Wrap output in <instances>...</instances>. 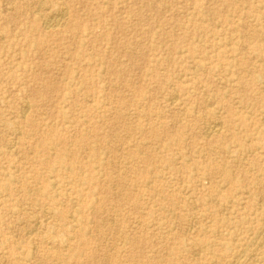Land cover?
Instances as JSON below:
<instances>
[{"label": "rangeland", "instance_id": "1", "mask_svg": "<svg viewBox=\"0 0 264 264\" xmlns=\"http://www.w3.org/2000/svg\"><path fill=\"white\" fill-rule=\"evenodd\" d=\"M263 117L264 0H0V264H264Z\"/></svg>", "mask_w": 264, "mask_h": 264}, {"label": "bare ground", "instance_id": "2", "mask_svg": "<svg viewBox=\"0 0 264 264\" xmlns=\"http://www.w3.org/2000/svg\"><path fill=\"white\" fill-rule=\"evenodd\" d=\"M105 3V2H104ZM65 5V4H64ZM40 7V6H39ZM65 7V6H64ZM64 7H61L60 9H58L57 11H56V13L55 14H53L51 17H49V19L47 20V21H45L44 22V27L45 28H47V29H51V28H53V27H55L56 25H59V23L64 19V16H65V14L66 13H68V12H66V7L64 8ZM45 9V8H44ZM67 18V17H66ZM219 27V26H218ZM44 28V29H45ZM3 37V36H2ZM170 42V41H169ZM219 79V78H218ZM203 87V86H202ZM25 107V106H24ZM28 110V109H27ZM264 118V117H263ZM248 120V119H247ZM264 120V119H263ZM221 121H219V120H217V119H213V120H210V121H208V123L205 125V135L207 136V137H212V136H216L217 134H220L221 132H222V125H221V123H220ZM204 133V132H203ZM14 146V145H13ZM196 158V157H195ZM247 160V159H246ZM192 161V160H191ZM197 161V160H196ZM226 161V160H225ZM228 164V163H227ZM188 165V164H187ZM231 165V164H230ZM198 166V165H197ZM224 166H226V165H224ZM198 169V168H197ZM179 170V169H178ZM16 171V170H15ZM179 171H181V170H179ZM219 171H220V173L221 174H225V170L224 169H222V168H220L219 169ZM11 176V175H10ZM219 180V179H218ZM153 182V181H152ZM218 182V181H217ZM256 183H254V185H255ZM127 185V184H126ZM183 185V184H182ZM221 187V186H220ZM219 187V188H220ZM38 189V188H37ZM223 189V188H222ZM224 190H225V188H224ZM257 190V189H256ZM43 191V190H42ZM221 193V192H220ZM32 194V193H31ZM187 194H189V193H187ZM186 194V195H187ZM30 195V194H29ZM237 196V195H236ZM240 197V196H239ZM209 198V197H208ZM212 200V199H211ZM81 201V200H80ZM247 202V201H246ZM262 202V201H261ZM25 207V206H24ZM47 211V210H46ZM45 211V212H46ZM172 212V211H171ZM48 219V218H47ZM46 222V221H45ZM75 222V221H74ZM112 222V221H111ZM110 222V223H111ZM39 223V222H38ZM106 223V222H105ZM36 224V223H35ZM207 226V225H206ZM192 227V226H191ZM33 228V227H32ZM36 228V227H35ZM206 229V228H205ZM32 231V230H31ZM30 231V232H31ZM205 232V231H204ZM15 233V232H14ZM26 233H28V232H26ZM207 235V234H206ZM256 235H257V238L255 237V239H256V243H257V245L258 246H261V247H263L264 246V216L260 219V226H259V231L256 233ZM93 236V235H92ZM218 236H219V234H218ZM77 239V238H76ZM254 239V238H253ZM236 243V242H235ZM249 244H246V246H245V248L241 251L242 252V254H240V255H238V256H236L235 258H234V260H233V262L232 263H230V264H243V262H242V257H241V255H243V254H245V253H248L249 251ZM199 248V247H198ZM255 248V247H254ZM72 251H73V249H72ZM206 251V250H205ZM210 251V250H209ZM71 252V251H70ZM212 253V252H211ZM194 254H195V252H194ZM193 254V255H194ZM251 254V253H250ZM194 256H196V255H194ZM253 256V255H252ZM262 260V259H261ZM56 261V260H55ZM216 262V261H215ZM214 262V263H215ZM219 263V262H218Z\"/></svg>", "mask_w": 264, "mask_h": 264}]
</instances>
